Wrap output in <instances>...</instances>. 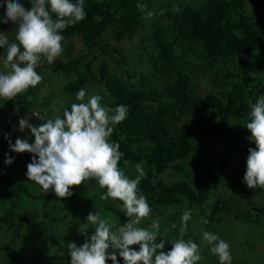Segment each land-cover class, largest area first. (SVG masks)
Instances as JSON below:
<instances>
[{
  "label": "rangeland",
  "instance_id": "1",
  "mask_svg": "<svg viewBox=\"0 0 264 264\" xmlns=\"http://www.w3.org/2000/svg\"><path fill=\"white\" fill-rule=\"evenodd\" d=\"M206 3L207 0H149L141 12L142 24L134 35H124L122 39H117L111 29L107 31L103 42L119 50L114 57L106 56L96 48L95 61L89 65L91 57L86 56L83 40L75 36L62 44L63 52L56 59L69 61L85 55V65L78 72L65 74L45 68L42 70L43 82L38 94L29 97L26 103L21 104L24 102L22 98H0V135L9 136L4 142L0 138V264H71L67 245L75 242L80 246L84 243L85 236L78 229L81 224L87 223L86 217L90 212H98L102 218H110L117 225L128 221V218L108 209L111 198L107 201L101 198L105 192L95 179L85 180L80 186L70 189L81 206L78 215L69 212L63 199L57 197L54 191L44 192L39 185L28 180L27 165L31 163L33 154L11 151L9 144V141L15 144L17 138L34 143L30 129L20 131L19 120L27 118L30 124L39 125L48 118L62 116L65 108L70 109L73 103L81 102L76 100V94L82 88L87 93L85 100L98 94L102 97V105L117 102L99 80L101 62L109 64L113 76L129 91L151 90L157 94L162 93L164 87L174 80V72L178 69L192 75L194 97L212 95L224 99L230 85L224 78L225 71L237 74L249 87L264 85V54H261L260 49L264 45V28L258 24L263 9L254 10L247 5L240 17L232 15L230 18L233 34L241 41L250 40L253 49L250 54L233 49L211 56L198 40H182V37H178L168 15L169 10L180 14L187 6L199 11L205 9ZM154 23H157V27L153 26ZM155 30L162 33V41L171 60L170 66L163 63ZM2 33L7 38L11 36L9 31ZM80 75L85 76L86 81L79 90L73 92L71 86ZM157 103V100L146 101V105L152 109L157 108ZM34 110L39 113L38 117L33 116ZM186 113H189L188 119L195 118L192 111L186 110ZM221 122L231 130L230 140L237 141L235 131L238 123L229 118H222ZM247 122L249 116L242 122L244 128ZM109 140L111 142V137ZM242 143L244 146L256 147L251 139ZM222 151V148L215 147V153L204 156L194 153L179 163L183 167L182 173L171 171L164 179L167 182L182 179L192 181L202 166L217 171L220 169L219 156ZM9 156L14 158L10 165L5 163ZM227 158L228 167L224 177L211 183V199L203 208L190 206L184 200L169 207L153 208L139 226L149 227L153 221H158L161 237H157L156 242L162 239L171 241L179 238L181 214L185 209H190L192 218L188 221L184 239H192L198 244L202 256L198 264H219L217 256L210 251L211 245L203 239L205 232L217 234L229 243L232 264H264V189H250L243 182L247 161L244 154L234 151L228 153ZM136 164L121 170L134 179L138 175ZM140 164L145 170L144 161ZM17 187L25 191L17 195L19 198L14 203L10 190ZM27 194L37 197H29ZM21 215L30 218V221H22ZM173 223L177 225L176 229L171 228ZM165 228L169 229L167 233L164 232ZM93 231L90 226L87 233L89 237ZM132 247L139 250V245ZM171 247L170 242L166 243L165 251ZM107 264L113 262L109 260Z\"/></svg>",
  "mask_w": 264,
  "mask_h": 264
},
{
  "label": "clouds",
  "instance_id": "2",
  "mask_svg": "<svg viewBox=\"0 0 264 264\" xmlns=\"http://www.w3.org/2000/svg\"><path fill=\"white\" fill-rule=\"evenodd\" d=\"M0 7L5 8L0 23L17 25L15 40L18 43H10L0 32V49H6L3 62L6 71H0V98L11 100L42 81L36 71L41 58L51 64L61 55L64 40L61 32L84 20L86 12L84 0H31L30 8L21 0H4ZM86 95V90L80 89L76 94L80 103H73L70 109H64L62 116L48 118L39 125L21 118L20 131L30 129L34 143L20 138L15 144L9 141L11 151L33 154L26 176L44 192L52 190L59 198L70 197L72 187L95 179L100 188L106 189L101 197L103 200L111 198L122 202L118 207L129 218L126 223L117 225L110 218H102L98 212L87 215V223L78 229L85 236L84 243L67 245L71 264H107L109 260L118 264L117 251L124 264H198L202 260L198 244L192 239H184L188 221L192 218L190 209L182 212L179 238L171 241L156 242L157 237H161L158 221H153L149 227L139 226L152 211L147 197L138 189L147 173L142 164L137 163L138 175L129 178L119 167L123 156L119 143L109 140L113 126L126 118L127 107L121 104L110 108L101 104L100 95H91L85 100ZM248 103L251 110L245 127L256 147L248 149L243 182L250 189H264V95L255 103L251 100ZM34 115L39 116L38 113ZM13 160L9 156L5 163L10 165ZM90 226L94 231L89 237ZM171 228L176 229L177 225L173 223ZM168 231V228L164 229L165 233ZM203 239L211 245L210 251L217 256L219 264H232L228 242L211 232H205ZM169 242L172 247L165 251ZM134 245H139V250L133 248Z\"/></svg>",
  "mask_w": 264,
  "mask_h": 264
},
{
  "label": "trees",
  "instance_id": "3",
  "mask_svg": "<svg viewBox=\"0 0 264 264\" xmlns=\"http://www.w3.org/2000/svg\"><path fill=\"white\" fill-rule=\"evenodd\" d=\"M149 0H84L86 17L75 25H70L61 34L64 36L62 44L75 36L81 37L86 56L95 61L94 50L99 48L106 56L114 57L119 53L117 48L103 42L109 29L117 39L124 35H134L141 26V12L138 4H145ZM77 2V0H73ZM4 0H0V5ZM25 7H31V0H21ZM247 5L252 9H263L262 17L258 22L264 28V0H207L205 9L195 10L187 6L178 14L169 10L168 15L172 20L178 37L182 40L196 39L211 56H217L223 51L237 49L244 54H250L252 47L250 40L241 41L233 34L230 26L232 15L240 17ZM5 8L0 7V20L3 19ZM55 19V15L53 14ZM157 27V23L153 24ZM10 32V43H18L15 40L17 25L8 22L0 23V32ZM162 33L155 30V38L161 50L162 60L165 66L171 65L170 56L162 41ZM72 49V48H71ZM264 54V45L260 47ZM73 50V49H72ZM71 52V51H70ZM6 49H0V55L5 58ZM86 56H78L73 60L64 61L55 59L48 64L46 58H41V63L36 68L42 76V70L51 68L55 72L62 71L65 74H73L85 65ZM161 68L162 66L159 65ZM2 69V63L0 62ZM90 66L87 67L89 71ZM166 71V70H165ZM99 80L104 84L107 91L117 102L107 107L115 108L118 105L127 107V116L118 125L114 126L111 142L119 143V151L123 153L119 167L124 168L131 164L144 161L146 165V178L138 185L139 191L144 194L148 203L153 208L169 207L186 201L190 206L203 208L211 199L213 192L212 182L222 179L228 167L227 155L230 152L240 151L248 157V149L252 146H244L242 142L250 139V132L242 126V122L249 116V100L254 103L264 95V85L249 87L243 83L237 74L225 71L224 78L230 82L225 98L208 95L194 97L193 77L183 69L174 72V80L164 87L162 93L157 94L151 90L129 91L128 88L117 80L106 61L99 65ZM86 81V77L79 79L71 86L73 92L79 90ZM28 88L24 95L14 98H22L26 103L29 97H34L40 90V84ZM157 100V108L152 109L146 105V101ZM192 111L194 119H188ZM186 117V118H184ZM222 118H229L238 123L235 131L237 141H231V130L221 122ZM240 126V127H239ZM4 138V137H3ZM246 138V139H245ZM6 139V138H5ZM7 140V139H6ZM215 147L223 149L220 154V169L213 170L202 166L194 179L177 180L167 182L164 176L171 171L182 173L183 167L179 164L194 153H215ZM127 161V163H125ZM89 188V187H88ZM25 191L22 187L11 188L10 194L15 199L20 192ZM106 192V189H103ZM36 198V195L27 194ZM41 197L45 198V195ZM46 199V198H45ZM66 209L78 215L81 204L76 201L75 195L62 198ZM107 205L108 209L128 218L121 210L122 202L112 200ZM116 202V203H115ZM79 208V209H78ZM10 216L11 210L9 211ZM22 221L29 222L30 218L21 215ZM129 219V218H128ZM2 222V221H1ZM118 264H124V260L117 251Z\"/></svg>",
  "mask_w": 264,
  "mask_h": 264
},
{
  "label": "built area",
  "instance_id": "4",
  "mask_svg": "<svg viewBox=\"0 0 264 264\" xmlns=\"http://www.w3.org/2000/svg\"><path fill=\"white\" fill-rule=\"evenodd\" d=\"M0 62L2 63V69H1V71H6V69L4 68V59H3V57L0 55ZM39 66V65H38ZM37 66V67H38ZM35 113H38L36 110H34L33 112H32V114H33V116H35V117H38L37 115H34ZM39 114V113H38Z\"/></svg>",
  "mask_w": 264,
  "mask_h": 264
},
{
  "label": "crops",
  "instance_id": "5",
  "mask_svg": "<svg viewBox=\"0 0 264 264\" xmlns=\"http://www.w3.org/2000/svg\"><path fill=\"white\" fill-rule=\"evenodd\" d=\"M4 136H2V135H0V138H1V142H4V141H6V139L8 140L9 139V136H5L4 138H3ZM6 138V139H5Z\"/></svg>",
  "mask_w": 264,
  "mask_h": 264
}]
</instances>
